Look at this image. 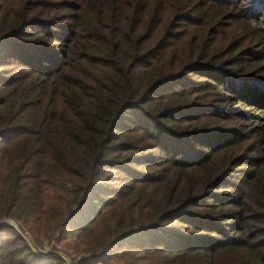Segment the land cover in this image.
Masks as SVG:
<instances>
[{
    "label": "trees",
    "instance_id": "trees-1",
    "mask_svg": "<svg viewBox=\"0 0 264 264\" xmlns=\"http://www.w3.org/2000/svg\"><path fill=\"white\" fill-rule=\"evenodd\" d=\"M194 1L0 0V264H264V26Z\"/></svg>",
    "mask_w": 264,
    "mask_h": 264
},
{
    "label": "rangeland",
    "instance_id": "rangeland-1",
    "mask_svg": "<svg viewBox=\"0 0 264 264\" xmlns=\"http://www.w3.org/2000/svg\"><path fill=\"white\" fill-rule=\"evenodd\" d=\"M196 1H194V2H196ZM202 1L205 5H210V4L212 5L211 0H202ZM222 3H227V1H222ZM253 3H256V4H253ZM164 4H165L163 6L164 9H160V8L158 9L159 10L158 16L155 20H153L151 22V24L148 28V31L156 29V27L158 25L160 26L168 15H169V20L173 17V16H170L173 7L167 2ZM214 4L216 6V3H214ZM239 4H240L239 9H240L241 17H245L247 19L246 22H248L250 25H253L255 20L257 19V22L264 26V0H240ZM202 5L203 4H201L199 7H201ZM173 6H175V5L173 4ZM194 8H196V7H194ZM224 8H226L227 12H229L231 14L234 12L233 7L230 5H226V6H224ZM191 9H192V7H191ZM158 10H157V12H158ZM200 14H203V16H205V18H210V16L206 17V15H209V8H207V9L204 8V10ZM225 19H228V18H225ZM227 26H228L226 28L227 32L228 31L230 33L237 32V34L235 35L234 43H238L237 48L241 47L242 51L246 52L243 56L250 59L251 56L252 57L254 56L253 55L254 52L261 51L260 49L264 50V31L263 30H262L263 32H261V29L253 30V29H250L246 25H239V20L233 21L232 18L228 19ZM195 30L196 29L191 28V29H189V32L195 33V32H197ZM241 33H243V36H244L242 39H241V37H238L241 35ZM183 34H186V33L184 31H182V33L180 35H178L177 37H180ZM189 38H190V36H187L186 38H184L182 40H184L186 42ZM177 43H179V42H177ZM222 45H225V44H222ZM263 52H261V53H263ZM255 66L258 67L259 69L254 73V76H258V77L247 78L246 80H244L246 83H241V85L238 87H235V85H232V83H230V85H229V87H231L235 92L246 97L249 101L252 99L255 100V94L258 93L259 91L264 93V60L256 61ZM260 76H263V78L262 79L259 78ZM252 110L254 111V108H251V107H249V109L241 108V111L243 113H245L246 115L250 112L253 113ZM242 124L245 125V128L250 127L248 122H245V123L243 122ZM195 140L197 142L195 145L197 146L198 150H204V147L201 146V145H203V144H201V140L200 139H195ZM205 142H207V141L204 140L203 143H205ZM232 170L236 171V173L228 175V177L226 179V186L227 187L224 188V191L230 197L234 195V192L238 191V187H239L240 183L243 181V172H244V170H250V167L244 166V165H236ZM237 194H238V192H237ZM53 248L55 250L61 249L60 244H58L55 240H52V242H50V244L48 246H42L41 248H38L39 250H37V251L44 254V252H52L51 249H53ZM57 253H59V252H57Z\"/></svg>",
    "mask_w": 264,
    "mask_h": 264
},
{
    "label": "water",
    "instance_id": "water-1",
    "mask_svg": "<svg viewBox=\"0 0 264 264\" xmlns=\"http://www.w3.org/2000/svg\"><path fill=\"white\" fill-rule=\"evenodd\" d=\"M5 222L6 223H9V224H12L13 226H15L14 223L12 221H9V220H3V221L0 222V224L1 223H5Z\"/></svg>",
    "mask_w": 264,
    "mask_h": 264
},
{
    "label": "built area",
    "instance_id": "built-area-1",
    "mask_svg": "<svg viewBox=\"0 0 264 264\" xmlns=\"http://www.w3.org/2000/svg\"><path fill=\"white\" fill-rule=\"evenodd\" d=\"M40 253V252H39ZM44 253H47V252H44Z\"/></svg>",
    "mask_w": 264,
    "mask_h": 264
}]
</instances>
